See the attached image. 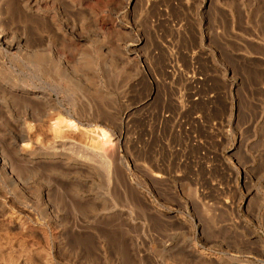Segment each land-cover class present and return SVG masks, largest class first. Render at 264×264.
Masks as SVG:
<instances>
[{
    "label": "rangeland",
    "instance_id": "1",
    "mask_svg": "<svg viewBox=\"0 0 264 264\" xmlns=\"http://www.w3.org/2000/svg\"><path fill=\"white\" fill-rule=\"evenodd\" d=\"M0 30L21 46L0 86L63 101L94 166L18 168L0 143V264H264V0H0ZM2 90L11 150L56 152L35 120L19 142L33 105Z\"/></svg>",
    "mask_w": 264,
    "mask_h": 264
},
{
    "label": "bare ground",
    "instance_id": "2",
    "mask_svg": "<svg viewBox=\"0 0 264 264\" xmlns=\"http://www.w3.org/2000/svg\"><path fill=\"white\" fill-rule=\"evenodd\" d=\"M0 34H1V30H0ZM20 49H21L20 40H16V39L8 40L7 34L5 33L1 34L0 59H2L1 57V54H3L2 52L10 54V55L12 54V52H14L15 54L16 53L19 54ZM32 57H35L36 61H38V63L41 65L46 60H49L50 62L52 61L51 56L47 57L49 59H47L44 55H41V56L34 55ZM2 62H3V59L0 62V65L4 66V63ZM51 63H48V69L43 74L45 75L46 79H49L50 81L51 79L49 78L50 76L55 79L63 78V75L61 74V72H62V69L64 68L63 67L58 68L61 70V72L60 70H57L54 68L51 69L52 67L50 65ZM62 81L64 82V80ZM66 81L67 80L65 79V82ZM60 83H61V80H60ZM60 83L58 85H60ZM0 87L3 89L2 91H4V93L14 98L16 97L17 101H23V102H27L33 105V107L31 106L29 109H27V111L29 112L25 113V117L22 120L23 121L22 123L20 121H16V128L20 130L19 134H21V138L19 142H24L28 140L22 134L26 127L30 128L31 126L30 125L31 122H28V121L31 120L33 122L35 120L34 123L37 122V124L42 125L43 127L47 128L51 132L52 149L56 150V152H53V153H36L34 151L33 153H19V155H16L11 150L12 147L10 148L8 142L5 141L6 136L0 134V143L3 145V147L4 145L6 146V148H4L5 149L4 151L10 156L11 163L15 167L17 166L19 168L18 162H23V163L25 162L26 164L28 163V166L46 164V165H57L61 169L82 170L83 168H78V167H85L86 165L89 169L91 170L94 169L93 168L94 166L92 165V163H87L89 160L93 162L91 157L84 158L86 162L76 161V160H73L72 158L73 156L70 153H68L69 151L73 150L72 148L75 145L72 139L74 135L73 133L80 126L78 127L79 121L77 118L74 117V115L71 114V110L70 109L68 110L67 108L64 107V105L62 104L63 101L59 100V98L53 99L51 94H46L41 88H39L41 89L39 90L36 88L20 86V85H17L16 87H8V86L2 85ZM55 89L56 88L54 87V90ZM92 96L95 101L97 100L98 102H101L103 104L104 99L103 97H101V95H99L98 93H95V94H92ZM101 119L104 121H109L111 123L115 121V117H113L112 115H108L107 112L106 114H103V113L101 114L99 111H97V113H93L85 117L84 120L87 123L86 124L87 129L83 128L84 130L83 129L82 130L87 132L90 135L95 136V138L97 139L96 141L93 142L94 143L93 147L95 145L107 147L103 151L104 152L103 156L106 159L107 154H108L107 152L110 148L109 145L111 144V136L107 133V131L96 126V123L98 122V120H101ZM75 121H77L78 123H76ZM19 125H21V127ZM73 161H76L78 163H75ZM107 162L109 161L107 160ZM7 166H8V163L4 160V158L0 157V170L5 171L9 174L10 172H8ZM97 168L99 169L98 166ZM109 174H110V170L107 167L106 169L107 179H110ZM156 177H159V176H156ZM122 207H125V206H122Z\"/></svg>",
    "mask_w": 264,
    "mask_h": 264
}]
</instances>
